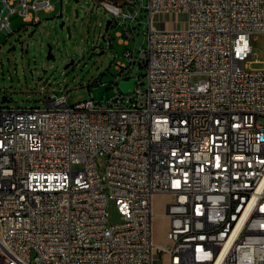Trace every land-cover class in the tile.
<instances>
[{
    "label": "built area",
    "instance_id": "obj_1",
    "mask_svg": "<svg viewBox=\"0 0 264 264\" xmlns=\"http://www.w3.org/2000/svg\"><path fill=\"white\" fill-rule=\"evenodd\" d=\"M94 1L123 26L119 42L137 38L143 0ZM141 7L148 44L116 62L107 101L0 105V264H264V67L252 68L264 0ZM54 9L0 0V31ZM157 193L173 196L168 244L154 240Z\"/></svg>",
    "mask_w": 264,
    "mask_h": 264
},
{
    "label": "rangeland",
    "instance_id": "obj_2",
    "mask_svg": "<svg viewBox=\"0 0 264 264\" xmlns=\"http://www.w3.org/2000/svg\"><path fill=\"white\" fill-rule=\"evenodd\" d=\"M147 1L137 4L140 12L134 26L138 35L127 44L119 42L116 34L123 28L122 25L113 21L109 29L105 28L107 20L113 19V14L94 0H52L55 5L53 11H37L41 18L39 23L25 21L19 13L12 14L13 32L10 33L7 28L0 31V105L45 106V96L65 93L69 94V103L88 98L107 101L114 93L116 62L127 61L126 51L135 49L138 53L148 44L149 17L147 10L141 7ZM76 8L79 9V16L75 15ZM168 18L173 20L176 16ZM181 18H184L183 15ZM63 19L66 26L71 25V37L66 26L60 27ZM48 43L53 45L56 59L47 58ZM252 58L260 60L254 62L252 68L264 67V32L254 35ZM72 60L74 62L65 67ZM144 74L145 69L140 65H135L130 72V75L140 78H144ZM42 86H46L44 93ZM5 94L8 100L4 102L2 97ZM105 160V157L100 159L101 175L106 172ZM172 200L173 196L169 194L157 193L154 196L156 243H169L165 236L170 219L164 213ZM107 211L109 224L120 221L121 215L114 199H109Z\"/></svg>",
    "mask_w": 264,
    "mask_h": 264
},
{
    "label": "water",
    "instance_id": "obj_3",
    "mask_svg": "<svg viewBox=\"0 0 264 264\" xmlns=\"http://www.w3.org/2000/svg\"><path fill=\"white\" fill-rule=\"evenodd\" d=\"M75 1H79V0H75ZM75 15L76 16H79V9L76 8L75 9ZM112 23V19H109L107 20V23H106V29H109L110 25ZM66 26V20H62L60 22V27L61 28H64ZM66 29H67V32H68V36L71 37L72 36V31H71V25H67L66 26ZM103 37L105 38V35H103ZM48 51H47V58L48 59H56V56L55 54L53 53V45L51 43H48ZM12 48V47H11ZM13 48H15V46H13ZM74 61L72 60L69 64H67L65 67H68L71 63H73ZM134 85V79H130V80H127V81H122L121 82V86L123 87V89L125 91L129 90V88H132ZM2 100L5 102L8 100V96L5 94L3 95L2 97Z\"/></svg>",
    "mask_w": 264,
    "mask_h": 264
}]
</instances>
